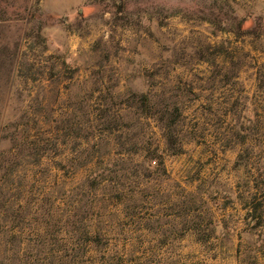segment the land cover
Masks as SVG:
<instances>
[{"label": "rangeland", "instance_id": "1", "mask_svg": "<svg viewBox=\"0 0 264 264\" xmlns=\"http://www.w3.org/2000/svg\"><path fill=\"white\" fill-rule=\"evenodd\" d=\"M0 264H264V0H0Z\"/></svg>", "mask_w": 264, "mask_h": 264}, {"label": "trees", "instance_id": "2", "mask_svg": "<svg viewBox=\"0 0 264 264\" xmlns=\"http://www.w3.org/2000/svg\"><path fill=\"white\" fill-rule=\"evenodd\" d=\"M254 209H256V208H254Z\"/></svg>", "mask_w": 264, "mask_h": 264}]
</instances>
